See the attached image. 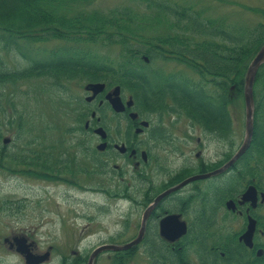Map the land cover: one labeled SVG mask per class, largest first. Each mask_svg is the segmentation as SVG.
<instances>
[{"label":"flooded vegetation","instance_id":"af4514ba","mask_svg":"<svg viewBox=\"0 0 264 264\" xmlns=\"http://www.w3.org/2000/svg\"><path fill=\"white\" fill-rule=\"evenodd\" d=\"M152 89L148 114L139 98L124 91L122 111L113 109L105 98L106 91L88 101L90 115L84 120V131L72 138L67 154L70 157L64 159L68 165L79 167L68 172L65 167L62 177L70 178L74 187L90 191L92 186L100 188L105 199L125 195L114 234L128 239L138 234L147 207L153 205L145 219L142 239L133 247L138 252L171 251L181 258L174 264H240L237 259L247 254L244 250L236 252L238 231L232 228L234 212L227 206L232 201V163L219 171L232 157L231 98L220 100L217 109L200 107L194 121L181 116L177 107L173 110L171 96L159 93L157 84ZM90 93L86 91L85 96ZM130 98L132 102L128 103ZM98 126L104 129L102 138L94 131ZM99 144H103L101 150ZM94 155L103 164L99 186L92 184ZM206 173L210 174L198 176ZM247 206L235 213L243 216ZM169 214L178 215L187 225L175 239L161 233L160 221ZM73 257L68 262L64 257L62 263L77 264Z\"/></svg>","mask_w":264,"mask_h":264},{"label":"rangeland","instance_id":"374dc122","mask_svg":"<svg viewBox=\"0 0 264 264\" xmlns=\"http://www.w3.org/2000/svg\"><path fill=\"white\" fill-rule=\"evenodd\" d=\"M194 3L195 8H202L205 17H224L227 29L232 30L244 27H253L256 23L263 20L259 12L248 9L249 7L264 8V0H177ZM223 1V2H222ZM130 0H94L92 3L72 5V11L80 8L88 11L90 8H97L107 11L115 6H122L123 3H129ZM144 2L137 5V10H145ZM57 41V40H56ZM50 41L44 43H29L25 45L23 40H18L20 50L24 49L25 54L31 52L30 48L35 50L38 47H56L59 41ZM23 43V44H22ZM25 45V46H24ZM90 47V45H88ZM100 53H105L106 46L98 47ZM109 51L111 55L117 53V49ZM47 53L39 54V57L47 56ZM29 64V59L22 52H19L14 45H10L6 38L0 34V70L13 71L21 69ZM190 75V71L188 72ZM195 76V74H194ZM64 86L54 83L51 78L31 77L19 79L15 82L7 81L0 83V107L6 108L4 113L0 110V116L11 114V110L16 113H22L24 116L29 114L32 117H24L29 131L21 123H15L8 126L5 120H0V132L4 136H10L11 142L8 145L15 156L21 157L26 150L31 148L25 142V137L29 132L41 135L42 141L46 144H52L53 141L48 137L61 135L62 129L74 122L75 114H72L70 99L73 95L80 96V82L78 80L63 81ZM241 105L238 106L240 108ZM233 108L235 127V145L242 139L244 127V109ZM59 136V142L62 147L68 145V141L62 142ZM33 148V147H32ZM54 147L53 151L55 150ZM10 168L6 165H0V264H23L21 259L4 245L2 238L5 235H11L13 232H28L31 237L36 239L38 251L47 248L48 244L54 245L53 255L50 264L58 263V254L61 251L57 247L63 244L66 247V254L72 249L80 247V250L98 242L100 237L109 238L118 227L117 220L122 214V209L116 208V205L109 202V210L101 212L98 210L102 195L90 196L96 201L89 202L90 197L87 194L78 192L70 186L57 182L47 184L38 176L27 173L25 176L19 175L16 171H24L25 166L17 162L9 161ZM8 168V169H7ZM44 183V184H42ZM5 200L15 202L16 206H6ZM17 207V208H15ZM89 223V229L82 231V226ZM234 227H240V221H233ZM75 229V230H74ZM74 230V231H73ZM92 232L91 235H87ZM81 234H86L80 243L78 238ZM124 238V237H123ZM117 240H121L117 237ZM144 251L142 250V253ZM84 254V252H82ZM110 253L102 254L96 264H112L114 256ZM111 257V258H110ZM146 256L136 253L130 254V263L144 264L141 259ZM133 260V261H132ZM129 263V264H130Z\"/></svg>","mask_w":264,"mask_h":264},{"label":"trees","instance_id":"16d2710c","mask_svg":"<svg viewBox=\"0 0 264 264\" xmlns=\"http://www.w3.org/2000/svg\"><path fill=\"white\" fill-rule=\"evenodd\" d=\"M89 1L91 0H0V31L13 41L24 36L33 40L63 38L73 44L83 40L108 39L119 46V52L125 55L121 59H125L127 63L124 67H132L131 62L141 53L150 56L155 52L183 51L191 55L188 64L193 69L200 70L203 78L207 75L231 78L238 94L242 93L246 63L264 41V22L258 23L246 34L242 32L240 36H236L228 33L223 23H217L218 20H208V24L201 26L202 23L196 21L200 17L199 13L196 12V17L188 15L186 11L192 7L182 6L178 1L138 0L146 3L147 9L141 11L132 5L113 8L105 13L99 10L72 11V5L86 4ZM256 10L264 16V8ZM216 35L225 37L226 41L209 38ZM179 37L186 39L176 40ZM59 51V58L33 59L29 68L22 71L0 72V79H5L7 75L65 74L67 70L80 71L85 66L90 72L94 71L93 76H96L95 71L110 68L113 62L121 61L91 56L92 64L88 65L81 62L87 56V51L81 48L62 47ZM217 53L226 55H216ZM197 60L203 64H195ZM98 61H104V64ZM257 80L264 81V68L258 72ZM261 90L263 96L259 95L257 120H260L261 106L264 104V82ZM261 144H264V126L254 139L255 147ZM1 148L4 149L5 146ZM8 156L5 152L0 153V165H5L3 160ZM14 159H17L16 156ZM36 165L37 161L30 159L29 166L34 169Z\"/></svg>","mask_w":264,"mask_h":264},{"label":"water","instance_id":"95a60500","mask_svg":"<svg viewBox=\"0 0 264 264\" xmlns=\"http://www.w3.org/2000/svg\"><path fill=\"white\" fill-rule=\"evenodd\" d=\"M264 61V44L262 45V47L260 48V50L258 51V53L256 54V56L253 58V60L251 61L247 72H246V76H245V85H244V100H245V117H246V129H245V139L244 142L242 144V146L240 147L239 151L236 153L235 157L238 156L247 146L251 137V133H252V124H253V120H252V116H253V94H252V85H253V81H254V77L256 74V70L258 68V66ZM93 88H99L102 86V84L100 83H96V84H92ZM255 195V189L253 187H249L244 195H243V199H253ZM169 222V218H165L162 221V233L170 238H173L174 235L171 232L165 231V228H171L170 224H167ZM254 224L255 221L253 219H250L249 224H248V228L247 230L240 236V239H243L244 242L248 245L251 244V239H252V234H253V230H254ZM168 229V230H169ZM141 238V235H139L137 238H135L131 243L126 244V245H105L100 247L99 249L95 250L94 253L90 256V262L89 264H91L92 262V258L93 256L101 249L104 248H109V249H114V250H119V249H123V248H127L129 245L137 242L139 239Z\"/></svg>","mask_w":264,"mask_h":264}]
</instances>
